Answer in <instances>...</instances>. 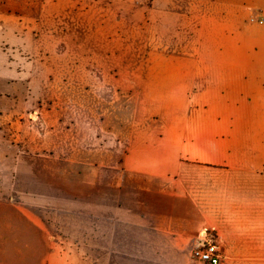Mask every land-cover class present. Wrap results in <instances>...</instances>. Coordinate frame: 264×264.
<instances>
[{"label": "crops", "instance_id": "1", "mask_svg": "<svg viewBox=\"0 0 264 264\" xmlns=\"http://www.w3.org/2000/svg\"><path fill=\"white\" fill-rule=\"evenodd\" d=\"M41 7L0 0V15ZM150 9L176 26L136 67L108 39L100 65L85 50L84 130L37 113L14 134L25 87L0 77V264H206L205 233L222 264H264V0Z\"/></svg>", "mask_w": 264, "mask_h": 264}, {"label": "rangeland", "instance_id": "2", "mask_svg": "<svg viewBox=\"0 0 264 264\" xmlns=\"http://www.w3.org/2000/svg\"><path fill=\"white\" fill-rule=\"evenodd\" d=\"M151 5L152 0H43L40 20L0 15V77L23 83L26 95L20 97L18 90L7 100L12 103L13 120L7 124L13 125V133L24 116L28 124H36L37 113H46L49 123L62 118L66 134L73 132L68 127L74 122L84 130L85 50L88 55L92 47V61L98 63L108 39L110 49L124 50L121 62L136 67L144 51L164 48L146 46L152 42L148 38L163 37L165 27L176 26V21L152 11ZM54 112H62L61 117Z\"/></svg>", "mask_w": 264, "mask_h": 264}, {"label": "built area", "instance_id": "3", "mask_svg": "<svg viewBox=\"0 0 264 264\" xmlns=\"http://www.w3.org/2000/svg\"><path fill=\"white\" fill-rule=\"evenodd\" d=\"M252 22H259L264 24V18L252 19ZM192 258L195 261L203 262L206 264H222L223 256L220 250L219 243L215 236L205 233L202 237V242L194 248Z\"/></svg>", "mask_w": 264, "mask_h": 264}, {"label": "water", "instance_id": "4", "mask_svg": "<svg viewBox=\"0 0 264 264\" xmlns=\"http://www.w3.org/2000/svg\"><path fill=\"white\" fill-rule=\"evenodd\" d=\"M34 116H37V115H34Z\"/></svg>", "mask_w": 264, "mask_h": 264}]
</instances>
